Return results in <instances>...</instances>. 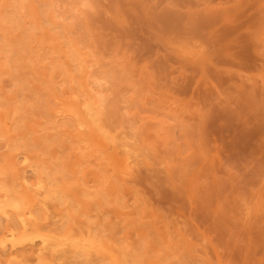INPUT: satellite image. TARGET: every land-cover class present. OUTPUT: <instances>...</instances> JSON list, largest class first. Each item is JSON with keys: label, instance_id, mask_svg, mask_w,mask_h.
I'll list each match as a JSON object with an SVG mask.
<instances>
[{"label": "rangeland", "instance_id": "rangeland-1", "mask_svg": "<svg viewBox=\"0 0 264 264\" xmlns=\"http://www.w3.org/2000/svg\"><path fill=\"white\" fill-rule=\"evenodd\" d=\"M19 195L95 243L56 264H264V0H0V201Z\"/></svg>", "mask_w": 264, "mask_h": 264}, {"label": "bare ground", "instance_id": "bare-ground-1", "mask_svg": "<svg viewBox=\"0 0 264 264\" xmlns=\"http://www.w3.org/2000/svg\"><path fill=\"white\" fill-rule=\"evenodd\" d=\"M88 96L89 100L83 103L86 109L84 124L86 127H91L93 130H96L97 125L92 119L93 115L91 114V110L97 108L98 101L94 98L91 91L88 92ZM78 110L77 103H73L70 111L77 112ZM93 130L90 131L89 135L93 138H98L100 135L98 132L94 133ZM100 142L103 144L101 139ZM118 161L120 162L121 160ZM123 163L128 165L126 161ZM38 184L40 185V188H44V186H41V180L34 183V185ZM25 185L28 186L26 182ZM5 191L7 192L8 190L6 189ZM37 192H41V190H36V193ZM19 197L13 196V198L7 201H0V216L9 220V211H16L20 227L24 230L20 239H17L15 231L8 229L0 238V253H3L2 251H4L8 253L9 257H11L18 252L19 247H24L27 242H31V244H34V247H36L35 253L38 255L37 260L41 261L42 264H56L53 262V258H57V255L61 253H68L67 247L78 252H83L85 255L91 254L95 247L94 242H88V240L76 237L75 235L65 234L63 238H59L54 234L39 231L41 222L33 215L32 209L29 208L26 203L29 202V199L33 200L34 197L27 195H19ZM30 231H32V233H30Z\"/></svg>", "mask_w": 264, "mask_h": 264}]
</instances>
